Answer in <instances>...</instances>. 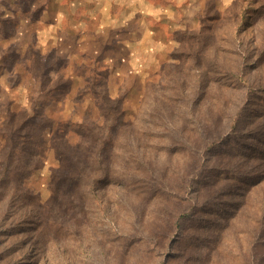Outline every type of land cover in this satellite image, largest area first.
<instances>
[{
  "label": "rangeland",
  "instance_id": "rangeland-1",
  "mask_svg": "<svg viewBox=\"0 0 264 264\" xmlns=\"http://www.w3.org/2000/svg\"><path fill=\"white\" fill-rule=\"evenodd\" d=\"M0 264H264V0H0Z\"/></svg>",
  "mask_w": 264,
  "mask_h": 264
}]
</instances>
